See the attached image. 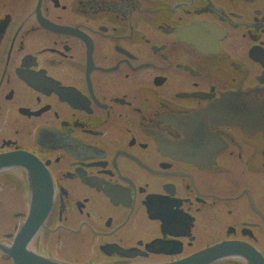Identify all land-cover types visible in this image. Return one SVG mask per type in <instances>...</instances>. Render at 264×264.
<instances>
[{
    "label": "flooded vegetation",
    "instance_id": "obj_1",
    "mask_svg": "<svg viewBox=\"0 0 264 264\" xmlns=\"http://www.w3.org/2000/svg\"><path fill=\"white\" fill-rule=\"evenodd\" d=\"M15 150L51 204L17 247L32 176L0 169V264H176L226 241L264 264V0H0V152Z\"/></svg>",
    "mask_w": 264,
    "mask_h": 264
},
{
    "label": "water",
    "instance_id": "obj_2",
    "mask_svg": "<svg viewBox=\"0 0 264 264\" xmlns=\"http://www.w3.org/2000/svg\"><path fill=\"white\" fill-rule=\"evenodd\" d=\"M14 165L27 167L31 173L33 182V194L30 214L25 224L21 228L16 240L17 247L21 248L38 230L49 211L51 204V187L50 179L45 169L42 167L37 158H35L29 152H26L24 150L0 152V169ZM235 253H242L247 255L250 259V264L256 262H258L257 264H261V259H254L253 255L256 254L254 252H251V250L245 247L242 243L227 241L204 249L197 254H194L193 256L176 264H206L211 259ZM26 260L28 261L27 263H21L63 264L39 256H31L30 259ZM22 261L24 260L22 259Z\"/></svg>",
    "mask_w": 264,
    "mask_h": 264
},
{
    "label": "rangeland",
    "instance_id": "obj_3",
    "mask_svg": "<svg viewBox=\"0 0 264 264\" xmlns=\"http://www.w3.org/2000/svg\"><path fill=\"white\" fill-rule=\"evenodd\" d=\"M10 186H12L11 182L7 179L0 182V199L2 200L1 204H3L5 202V196L8 197L9 192H11ZM16 195H17L16 197L9 196L8 203L13 204L16 201V203L23 205V203H24L23 202V191L20 190L19 193ZM18 195H21L22 197L19 199ZM19 200H21V201H19Z\"/></svg>",
    "mask_w": 264,
    "mask_h": 264
}]
</instances>
